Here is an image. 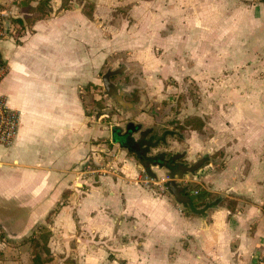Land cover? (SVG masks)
Segmentation results:
<instances>
[{
	"label": "crops",
	"instance_id": "obj_1",
	"mask_svg": "<svg viewBox=\"0 0 264 264\" xmlns=\"http://www.w3.org/2000/svg\"><path fill=\"white\" fill-rule=\"evenodd\" d=\"M169 1L140 0L129 11L131 26L117 0H71L62 11L63 0H52L51 15L23 28L13 20L39 0L0 1L11 13L10 32L0 40L8 66L0 95L20 114L13 145H0L2 257L49 226L52 255H72L75 264H264V59L252 58L250 45L236 48L231 32L222 45L212 35L179 47L185 58L171 63L170 21L185 12H172ZM87 3L96 6L94 19L84 14ZM128 51L157 79L176 71L182 79L215 82L205 133L172 142V149L186 151L190 163L210 156L184 184L198 183L195 189L208 192L206 202L219 196L237 202L234 211L226 203L202 209L203 217L187 213L169 193L145 188L132 159L120 177L109 174L95 184L78 179L80 168L99 160L107 135L91 123L84 92L103 82L107 67ZM197 110L198 117L206 112L201 105Z\"/></svg>",
	"mask_w": 264,
	"mask_h": 264
},
{
	"label": "rangeland",
	"instance_id": "obj_2",
	"mask_svg": "<svg viewBox=\"0 0 264 264\" xmlns=\"http://www.w3.org/2000/svg\"><path fill=\"white\" fill-rule=\"evenodd\" d=\"M0 1L2 2V0ZM119 2L121 1L117 0L116 9L121 10L124 19L132 26L134 22L129 17V11L140 0H124L122 6L117 5ZM153 2L156 3L155 1ZM169 2L170 6H172V12H185L183 16L172 17L170 21L169 34L174 48L168 51V55L175 54L172 56L171 63L181 64L180 62L185 58L184 54H178L179 47L184 48L185 46L193 45L194 42L197 43L199 41L200 37L203 40H208L212 35H216L219 44L222 45L226 43V34L231 32L234 33L233 43L236 48L242 49V47L250 45L252 58L264 59V55L260 54L261 48L264 47V3L259 2V0H170ZM254 51L256 53H253ZM130 54L131 51H128L116 58L114 65L107 67L104 74L109 69L116 70L122 64L127 65L125 74L113 78V82L127 87L128 95L126 99L132 100L137 104L134 110L123 109L114 98L107 96L102 79L99 85H90L84 92L86 111L91 118V123L105 130L107 135L100 140L99 160L96 164L91 165V170L94 173L82 176L80 180L88 181L90 179L91 182L95 181V184L100 181L101 177L109 174L116 178L120 177L123 175V166L130 159L139 166L138 180L140 176L146 174L156 179L165 178L168 174L165 169L155 166L148 169L145 164L140 163L135 154L129 152L127 148H122L119 144H115L112 141L113 127L119 126L125 130L131 122L135 124L141 123L144 129H154L152 136L158 138L154 139L155 142L163 138L166 130L174 128L173 123L177 120L183 121L188 117H198L195 114L200 112L197 110L200 105L204 106V111H206L203 113L204 118H206V125L212 111L215 110L213 109L215 101L210 97V92L215 82H197L191 78L182 79L176 75V71H171L169 75H164L163 79H157V76L150 71L149 66L131 61ZM162 54L163 50L158 48L156 55L162 56ZM173 58H175L174 61ZM195 132L199 133L190 131L184 135L185 138L182 136V141L168 136L167 143L161 144L159 148L152 150L151 155L162 156V154L186 152H175V149L172 148L176 145L172 142L185 143L188 137ZM138 136L136 135V138ZM186 159L188 160V158ZM210 161V156H208L206 164ZM194 163L196 162H191L190 164ZM141 165L144 167L140 168ZM151 170L158 172L156 176L150 174ZM188 184L191 190L198 187L196 182ZM144 187L152 193H162L159 185ZM201 189L199 190L201 191ZM199 190L195 189L193 192ZM163 191L168 194L166 186ZM199 204L201 203H197V205ZM46 227L49 228V226ZM43 228H39L38 233L35 232V234L39 236L38 234ZM29 237L20 242L22 245L14 243L11 247V252L8 251L9 253L3 254V257L0 255V264H33V252H38L42 258H46L44 251L35 247L34 242L30 241ZM66 244L67 242H65ZM57 245L58 250H62L64 247L62 242H57ZM70 247L71 249L74 247V242H70ZM112 258L113 256L110 255L109 259L111 260ZM75 263V257L72 255L60 256L59 258L52 255V261L46 264Z\"/></svg>",
	"mask_w": 264,
	"mask_h": 264
},
{
	"label": "trees",
	"instance_id": "obj_3",
	"mask_svg": "<svg viewBox=\"0 0 264 264\" xmlns=\"http://www.w3.org/2000/svg\"><path fill=\"white\" fill-rule=\"evenodd\" d=\"M70 2L71 0H63V4L61 7V11L62 10H66L70 8ZM259 2L264 3V0H259ZM51 3L52 0H39V3L36 7H29L27 8L26 11V15L24 16L23 19H15L13 20L15 23L19 24L21 28H23L24 26H28L31 27L35 22L40 21L45 19L47 16L52 14V8H51ZM95 11H96V6L94 5V3H87L86 6L84 7V14L86 15V17H88L89 19H94L95 17ZM112 71H117L119 72L117 75H113L110 77V82L117 87V91L120 93L121 91L124 92V96H123V102L121 103L113 94H109L107 92V90L105 89V93L107 96L114 98L118 105L120 107H122L125 110H134L137 106L136 102L132 101V100H127L126 97L128 95V91H127V87L124 85H120L118 83H114L113 82V78L118 77V76H123L125 74V72L127 71V68H118L116 70H112ZM121 73V74H120ZM93 85V84H91ZM173 127L171 130H166L163 138L161 139V143L162 144H166L167 143V137L168 136H172L175 139L182 141L183 138H185L184 135H186L188 132L190 131H197L201 134H204L206 131V118L204 117H188L183 121L177 120L176 122L173 123ZM120 134H124V133H120ZM126 135V134H125ZM182 136H184L182 138ZM117 139L119 140V143L121 144L122 147L127 148L128 151L130 149L129 145H128V141H126V138L124 136H120V135H116ZM130 152V151H129ZM180 152H176L173 154H165V161H160V164H163L164 166H168L170 170H179V169H183V168H179V164H183V165H194V164H190L187 160L186 157L184 158H177L176 160H172V157ZM182 154H184L185 152H181ZM180 153V154H181ZM206 166V164H204L202 167ZM148 169H151V167H147ZM227 203V207L230 211H234L236 206H237V202L235 201H228L227 198L225 196H219L217 199L215 200H211L209 202L203 201L201 204L196 205V210L195 212H193L194 215H198L203 217L204 213L202 212V209H217V208H221L223 206H225V204ZM203 207V208H201ZM60 211V206H57L48 216L47 218V224L48 225H52L53 224V219L58 215ZM184 211H186L184 209ZM192 213V212H191ZM45 227V228H43ZM43 228V230L41 232H39L40 234H38L39 236H37V234L33 233L30 237L29 240L33 241L35 244V247L41 248L44 253L46 254V258H42V256L38 253V252H33L32 257V263L33 264H46L50 261H52V253H51V249H50V241L53 237V232L46 226H40V229Z\"/></svg>",
	"mask_w": 264,
	"mask_h": 264
},
{
	"label": "water",
	"instance_id": "obj_4",
	"mask_svg": "<svg viewBox=\"0 0 264 264\" xmlns=\"http://www.w3.org/2000/svg\"><path fill=\"white\" fill-rule=\"evenodd\" d=\"M122 68H127L126 64H122ZM119 72L109 70L107 74L103 78V84L105 89L109 94H113L121 103L123 102V96L124 92L121 91L120 93L116 90L117 87L114 86L110 82V77L113 75H117ZM121 74V73H120ZM118 133H125V134H131L130 140H129V151L132 154H135L140 163L143 165L145 164L146 167H159L161 169H165L168 172V175L170 176V180L166 183V188L168 190V193L176 200L178 204H180L183 208H185L187 213L195 212L196 210V203L199 200L205 201L208 197V192H203L200 194L195 195L194 192L190 189L189 185L184 184L185 177L187 176H196L197 173L204 164H206L208 157H203L198 162H196L194 165H183L179 164V168H183L182 170H170L168 166H164L163 164H160L156 161V158L158 156H152L151 152L152 150H155L160 147L161 139L154 142V139H158L156 136H152L150 138V141L145 145V143H140L144 140H147L148 135H151L154 133L153 128H147L144 129L142 124H135L133 122L129 123L124 130L123 128L119 126H115L112 129L113 134V141L116 144H120L119 140L117 139L116 135ZM139 133V138H136V134ZM121 146V144H120ZM122 147V146H121ZM124 148V147H122ZM165 156V154H162ZM186 152L184 154L177 153L172 157V160H176L177 158H184L186 157ZM144 166H140V168H143Z\"/></svg>",
	"mask_w": 264,
	"mask_h": 264
},
{
	"label": "built area",
	"instance_id": "obj_5",
	"mask_svg": "<svg viewBox=\"0 0 264 264\" xmlns=\"http://www.w3.org/2000/svg\"><path fill=\"white\" fill-rule=\"evenodd\" d=\"M11 13L0 6V40L7 37L10 32V20ZM8 73V66L3 60L1 50H0V84ZM20 126V114L19 112L11 109L8 106L7 97L0 95V145L9 148L13 145ZM78 179L80 180L82 176H86L90 173H94L91 170V166H85L77 171ZM170 180V176L164 178L152 177L148 174L140 176L139 182L143 186L152 187L154 185H159L161 187L162 193L166 183ZM160 193V194H162ZM165 194V193H164ZM195 195L199 194V191L194 192Z\"/></svg>",
	"mask_w": 264,
	"mask_h": 264
},
{
	"label": "flooded vegetation",
	"instance_id": "obj_6",
	"mask_svg": "<svg viewBox=\"0 0 264 264\" xmlns=\"http://www.w3.org/2000/svg\"><path fill=\"white\" fill-rule=\"evenodd\" d=\"M136 135H139V133L138 134H136ZM120 136H124L125 138H126V141H128L127 143H128V145H129V140H130V136H131V134H126L125 135V133L124 134H120ZM152 137V134L151 135H148V137H147V140H144V141H142V142H140V143H145V145L147 144V143H149V142H153V141H150V138ZM138 138H139V136H138ZM166 159H165V156H158L157 158H156V161L157 162H160V161H165ZM179 170H182V169H179Z\"/></svg>",
	"mask_w": 264,
	"mask_h": 264
}]
</instances>
